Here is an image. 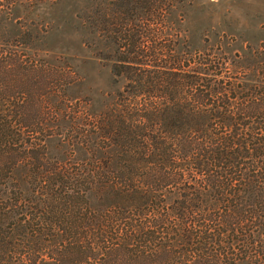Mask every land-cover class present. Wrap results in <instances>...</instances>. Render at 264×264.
I'll use <instances>...</instances> for the list:
<instances>
[{"label": "trees", "instance_id": "obj_1", "mask_svg": "<svg viewBox=\"0 0 264 264\" xmlns=\"http://www.w3.org/2000/svg\"><path fill=\"white\" fill-rule=\"evenodd\" d=\"M57 1L0 0V264H264V47L236 76L220 58L168 65L130 14L145 0L118 7L123 87L95 110L67 62L38 58L35 12Z\"/></svg>", "mask_w": 264, "mask_h": 264}, {"label": "rangeland", "instance_id": "obj_2", "mask_svg": "<svg viewBox=\"0 0 264 264\" xmlns=\"http://www.w3.org/2000/svg\"><path fill=\"white\" fill-rule=\"evenodd\" d=\"M140 1L144 0H58L55 4L49 3L50 5L42 6L35 12L34 20L38 19L41 23L40 29L45 36L46 45L49 46V51L40 52L38 58L51 65L67 62L82 81L74 94L91 103L95 110H100L109 102V95L123 87V83L114 84L111 71L116 60L110 38L113 11L119 7V16L128 19L120 12L123 13L128 6L135 7ZM96 2H102L108 19L104 41L107 59L103 61L97 58L93 45L97 36L89 33L91 31L83 26L82 20L88 11L93 10ZM144 2L147 8L144 12L134 10L130 14L135 15L134 23L138 25L139 17L144 21L151 20L148 22L145 42L150 53H155L161 63H181L186 67L193 59L198 60V57H207L212 62H218L220 58V63H227L226 73L236 76L241 71L240 66L254 60L256 52L264 47V0ZM160 8L162 9L159 12ZM91 21L89 28L93 29ZM120 23L130 25L127 20ZM121 43L124 44L125 41ZM129 43L131 41L127 42ZM129 48L131 47L122 48L125 59L133 58V55H129Z\"/></svg>", "mask_w": 264, "mask_h": 264}]
</instances>
